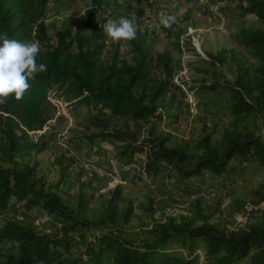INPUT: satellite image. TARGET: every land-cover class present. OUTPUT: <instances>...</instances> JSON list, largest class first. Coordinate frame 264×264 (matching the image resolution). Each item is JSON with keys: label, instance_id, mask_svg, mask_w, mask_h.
I'll return each mask as SVG.
<instances>
[{"label": "trees", "instance_id": "trees-1", "mask_svg": "<svg viewBox=\"0 0 264 264\" xmlns=\"http://www.w3.org/2000/svg\"><path fill=\"white\" fill-rule=\"evenodd\" d=\"M243 1L239 10L256 15L260 26L242 28L232 35L252 51L256 64H238L236 80L220 84L232 96L230 125L216 140L206 134L196 141L170 143L169 133L153 135V129L155 120L167 121L165 113H170L173 101L166 100V95L173 87L179 88L172 78V52L152 54L147 32L137 30L136 38L127 41L131 61L122 56L118 44L112 46L110 60L105 61L102 56L108 37L93 18L98 9L85 18V29L69 21L51 34L45 23L49 0H0V34L36 42L40 48L37 63L47 65L46 72L29 81L31 87L22 99L12 95L0 104V163L14 164L26 151L46 149L30 132L44 129L52 115L50 97L61 95L77 105L108 110L131 121L132 132L128 123L126 128L109 129L105 119L95 116L91 124L101 131L94 137L118 141L119 154L128 161L145 153L144 168L149 174L173 170L186 181L183 192L202 191L205 180L225 187L238 174L241 163L264 167V134L257 135L244 121L252 113L264 118V0ZM52 40L56 41L53 45ZM209 60L224 63L225 50ZM157 71L160 80L155 79ZM146 123L151 128L140 138ZM75 163L73 156L58 154L54 165L59 178L54 183L34 178L35 167L0 165L1 211L20 204L26 210L39 207L49 216L43 223L61 225L59 233L40 234L16 220L0 224V264H198L202 257L203 264H264V221L240 225L229 219L219 202L203 205L198 200L193 214L157 222L140 240L126 237L124 230L130 227L133 209L119 206L122 190L117 187L105 205L92 206L93 195L85 192L81 173L73 172ZM67 179L81 182L74 198L63 190ZM253 195L264 202L263 191L255 190ZM7 240L17 243V253L2 247Z\"/></svg>", "mask_w": 264, "mask_h": 264}, {"label": "rangeland", "instance_id": "rangeland-1", "mask_svg": "<svg viewBox=\"0 0 264 264\" xmlns=\"http://www.w3.org/2000/svg\"><path fill=\"white\" fill-rule=\"evenodd\" d=\"M243 4V0H142L141 3L136 0H49L45 23L51 34L63 22L69 21L85 29V18L92 9H98L93 18L102 25L122 17L134 20L137 30L147 32L152 54L172 52V78L179 86L173 87L166 95V100H172L173 106L170 113L160 108L167 121L155 120L153 135L169 133L170 143L196 141L206 134L216 140L221 138L233 119L231 92L220 84L236 80L238 64H256L252 51L237 43L232 36L242 28L260 26L256 15L239 10ZM161 11L176 17L171 28L160 24ZM55 42L52 40L50 44ZM114 44H118L122 56L131 61L128 42L123 40L113 42L107 39L102 58L110 60ZM222 50L226 56L224 63L214 64L209 60L210 56H217ZM154 74L156 80L161 79L159 71ZM207 85L211 87L202 88ZM50 98L51 119L44 129L30 132L32 139L44 143L46 149L26 151L16 158L14 164L0 163L1 166L17 169L24 165L35 167L34 178L54 183L59 178L55 157L63 152L73 156L76 160L73 172L81 173L85 192L93 195L92 206L105 205L117 187L122 190L119 206L133 209L130 227L124 230V235L135 240L145 237L146 231L155 223L168 217L193 214L198 200L203 205L219 202L229 219L240 225L264 221V202L253 195L255 190L264 192L263 166L241 163L240 171L225 187H216L205 180L202 191L193 194L189 190L183 192L186 181L173 170L149 174L144 168L145 153H137L132 161H128L119 154L118 141L94 137L101 131L100 127L91 124L95 116L105 119L109 129L126 128L128 123L132 132L131 121L113 116L108 110L97 111L94 107L77 105L61 95H51ZM244 121L257 135L264 134L262 116L252 113ZM150 128L151 124H143L139 137L147 136ZM81 182L67 179L63 185L65 194L74 198L81 190ZM43 214L39 207L26 210L23 204L15 205L0 210V224L16 220L21 225L32 226L40 234L59 233L61 225L57 221L36 223V218ZM2 247L13 253L18 251L17 243L10 240L5 241ZM203 260L202 257L198 264H203Z\"/></svg>", "mask_w": 264, "mask_h": 264}, {"label": "clouds", "instance_id": "clouds-1", "mask_svg": "<svg viewBox=\"0 0 264 264\" xmlns=\"http://www.w3.org/2000/svg\"><path fill=\"white\" fill-rule=\"evenodd\" d=\"M159 22L165 28H171L176 17L161 11ZM102 27L113 42L130 41L137 35L134 20L124 17L108 20ZM39 52L36 42H21L9 38L6 32L0 34V104L6 103L12 95L16 100L22 99L31 87L29 81L34 80L38 73L47 71L46 64L37 63Z\"/></svg>", "mask_w": 264, "mask_h": 264}, {"label": "built area", "instance_id": "built-area-1", "mask_svg": "<svg viewBox=\"0 0 264 264\" xmlns=\"http://www.w3.org/2000/svg\"><path fill=\"white\" fill-rule=\"evenodd\" d=\"M193 197H195V195H193ZM48 218H49V216L39 217V218H37L36 223L41 224L44 221H46Z\"/></svg>", "mask_w": 264, "mask_h": 264}]
</instances>
